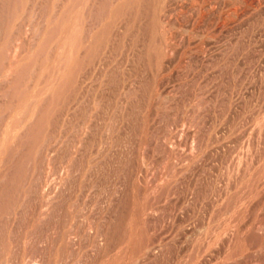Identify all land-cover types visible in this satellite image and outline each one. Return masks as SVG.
Listing matches in <instances>:
<instances>
[{
	"label": "rangeland",
	"instance_id": "obj_1",
	"mask_svg": "<svg viewBox=\"0 0 264 264\" xmlns=\"http://www.w3.org/2000/svg\"><path fill=\"white\" fill-rule=\"evenodd\" d=\"M0 264H264V0H0Z\"/></svg>",
	"mask_w": 264,
	"mask_h": 264
},
{
	"label": "bare ground",
	"instance_id": "obj_2",
	"mask_svg": "<svg viewBox=\"0 0 264 264\" xmlns=\"http://www.w3.org/2000/svg\"><path fill=\"white\" fill-rule=\"evenodd\" d=\"M62 15V14H61ZM65 33H66V31H64ZM62 40V39H61ZM81 40V39H80ZM61 42V41H60ZM62 43V42H61ZM81 43V42H80ZM63 44V43H62ZM57 45H58V43H57ZM68 46V45H67ZM20 47V46H19ZM24 49V48H23ZM66 53V52H65ZM23 54V53H22ZM21 55V54H20ZM65 55V54H64ZM18 58V57H17ZM16 59V58H15ZM21 62V61H20ZM65 62V61H64ZM61 64V63H60ZM12 65V64H11ZM24 65H26V64H24ZM15 66V65H14ZM60 66V65H59ZM63 66V65H62ZM24 67V66H23ZM16 69V68H15ZM13 74H14V72H13ZM59 74V73H58ZM12 79H13V77H12ZM45 81V80H44ZM60 82V81H59ZM50 85V84H49ZM57 85H58V83H57ZM4 91V90H3ZM32 97V96H31ZM47 98V97H46ZM32 105V104H31ZM29 107V106H28ZM14 113V112H13ZM37 113H38V110H37ZM28 114V113H27ZM36 117V116H35ZM8 141H10V140H8ZM2 154V153H1Z\"/></svg>",
	"mask_w": 264,
	"mask_h": 264
}]
</instances>
